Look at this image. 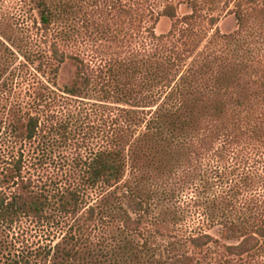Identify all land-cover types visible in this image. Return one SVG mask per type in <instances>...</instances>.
Segmentation results:
<instances>
[{"label": "trees", "instance_id": "16d2710c", "mask_svg": "<svg viewBox=\"0 0 264 264\" xmlns=\"http://www.w3.org/2000/svg\"><path fill=\"white\" fill-rule=\"evenodd\" d=\"M228 14L237 27L225 34ZM162 18L171 27L159 34ZM136 29L150 33L147 55L96 69L77 49L85 34L120 33L128 46ZM21 57L47 83L32 101L40 110L14 123L18 137L35 139L64 95L92 99L99 86L120 113L108 144L56 194L68 229L55 264L81 248L120 264H264V0H0V90L22 74ZM68 61L75 74L61 85ZM15 163L22 187L0 197L3 220L49 205Z\"/></svg>", "mask_w": 264, "mask_h": 264}, {"label": "rangeland", "instance_id": "374dc122", "mask_svg": "<svg viewBox=\"0 0 264 264\" xmlns=\"http://www.w3.org/2000/svg\"><path fill=\"white\" fill-rule=\"evenodd\" d=\"M186 12L187 9L182 7L180 13ZM143 24L142 30H149L152 20L147 17ZM170 27L171 20L162 18L156 30L159 34L166 33ZM236 27L233 14L222 16L218 23V28L225 34L232 33ZM133 31L128 46L122 44L120 47V33L116 39L85 34L78 38L77 49L96 69L104 65L106 59L133 49L147 55L151 41L149 31ZM26 63V59H19L17 64L22 68L21 76H13L10 86L0 90V197H7L10 201L19 193L22 180L19 177L14 179L15 161L19 160L25 186L41 195L43 193L44 197L47 195L49 205L45 212L39 214L22 213L12 221L0 218V264H55L61 258L57 245L63 241L68 229L66 218L58 210L56 194L75 185V178L84 169L87 159L108 144L109 134L120 124V113L115 104H101L103 102L99 99L103 93H100L99 86L93 90L92 99L64 95L60 98L57 113L51 112L49 117L42 114L43 129L35 139L18 137L13 132L14 123L20 118L24 122L28 109H33V113L40 110L32 106V101L36 90L47 83L43 71L25 66ZM74 74L75 65L68 61L61 69L59 83H70ZM81 251L84 257L79 260L72 257L63 263L120 264L118 258L104 256L103 252H93L90 248H81Z\"/></svg>", "mask_w": 264, "mask_h": 264}]
</instances>
